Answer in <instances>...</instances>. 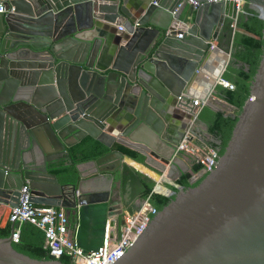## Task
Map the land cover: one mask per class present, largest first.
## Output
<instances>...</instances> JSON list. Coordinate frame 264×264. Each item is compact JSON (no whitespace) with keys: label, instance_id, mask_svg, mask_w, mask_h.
Returning a JSON list of instances; mask_svg holds the SVG:
<instances>
[{"label":"water","instance_id":"95a60500","mask_svg":"<svg viewBox=\"0 0 264 264\" xmlns=\"http://www.w3.org/2000/svg\"><path fill=\"white\" fill-rule=\"evenodd\" d=\"M194 1L184 21L185 0H4L0 203L15 207L27 185L31 202L63 208L76 223V244L95 251L106 227L114 237L123 223L125 205L111 182L102 184L123 165L114 143L142 154L157 173L167 164L178 178L186 172L175 146L185 136L194 141V131L174 112L193 110V98L207 101L212 87L199 72L221 77L212 40L239 15L231 0ZM244 3L263 20L262 53L223 151L196 183L163 194L172 197L112 264H264V0ZM87 136L110 150L76 163L75 174L53 172ZM14 226L0 237V264H64L17 251Z\"/></svg>","mask_w":264,"mask_h":264},{"label":"trees","instance_id":"16d2710c","mask_svg":"<svg viewBox=\"0 0 264 264\" xmlns=\"http://www.w3.org/2000/svg\"><path fill=\"white\" fill-rule=\"evenodd\" d=\"M244 13H239L237 17V25L244 28L246 31L253 34L249 35H235L233 41V50L231 53L232 60L228 70L224 72V79L234 85L233 89L222 87L223 99L235 107V116L225 115L223 111H213L210 113L207 123L208 132L217 140L219 143H210L214 147L219 149L221 153L230 137L231 130L237 119V114L241 109L244 101L249 96V84L256 71L259 63L260 55L262 53L263 40L261 38L263 20L258 17L256 13L250 10L247 5L244 6ZM113 149L120 150L123 154L135 159L142 160V157L135 150L115 143L112 146ZM110 148H107L97 140L87 136L76 145L69 148L70 155L66 159L59 161L60 167L54 171L58 172L65 170L71 174H75L76 163L83 160H89L97 158L98 156L108 152ZM187 154V153H186ZM189 160L192 162L190 171H187L176 180L177 185L188 187L193 185L191 177L198 173L201 169L199 163H195L191 155L187 154ZM68 160V161H67ZM67 162V164H65ZM120 176H116V180H119ZM130 181L132 185L137 189L141 199L148 198L149 202L160 209L163 207L172 197L165 196L152 192L154 182L139 172L127 173L124 175V181ZM158 190H162L161 186L157 187ZM176 190V188H172ZM75 229V224L73 223ZM69 229V223H68ZM74 229L72 231L74 232ZM70 231V230H69ZM70 231V234L73 235ZM10 233V226L0 227V237H6ZM13 247L22 253H25L31 257L39 259H51L53 258L48 250L44 247L43 232L29 222H23L20 225L19 239L17 242L12 243ZM64 264L72 263L67 256H61L58 258Z\"/></svg>","mask_w":264,"mask_h":264},{"label":"built area","instance_id":"2783aa9c","mask_svg":"<svg viewBox=\"0 0 264 264\" xmlns=\"http://www.w3.org/2000/svg\"><path fill=\"white\" fill-rule=\"evenodd\" d=\"M225 1V0H214ZM236 4L238 12H244L241 8L245 0H231ZM4 0H0V12L4 10ZM185 2L196 7L198 5L194 0H185ZM179 2L174 12L182 5ZM121 29L120 26H118ZM181 37L182 34H177ZM212 47V45H211ZM217 83L225 88L233 89L234 85L224 78H218ZM250 98V97H249ZM205 101L192 100L193 110L182 108L189 113L190 119L195 118L197 109L201 108ZM193 139L195 137L193 136ZM176 152H185L193 158L195 163L201 165L198 173L194 174L191 179L199 178L200 173H207L216 164L219 156V149L211 144L204 143L198 145L193 140H189L185 136L176 146ZM155 185L153 191H158ZM160 191V190H159ZM18 203L15 207H11L9 212V220L14 222V230L12 233V242H17L20 233V224L29 222L39 228L43 232L44 247L48 250L53 258L67 256L74 264H112L127 249L133 241L141 234L145 226L150 221L152 215L157 212L148 198L144 199L141 206L135 210L125 209L123 212V223L119 226L116 236H109V229L106 227L105 235L101 246L95 251H85L76 244L74 236L70 234L68 229V219L66 211L63 208L55 206H40L31 202V193L27 185H23L19 190Z\"/></svg>","mask_w":264,"mask_h":264},{"label":"crops","instance_id":"0c3cea01","mask_svg":"<svg viewBox=\"0 0 264 264\" xmlns=\"http://www.w3.org/2000/svg\"><path fill=\"white\" fill-rule=\"evenodd\" d=\"M246 4L244 3L242 5V10L245 12L244 10V6ZM190 10H192V6L187 3L184 7L183 10V16L182 19L184 21H186L187 19L185 18L189 13ZM244 12H239V13H244ZM121 23V22H119ZM108 25V27L111 28V30L116 34L119 33L121 30L118 29V24L116 25H110V24H106ZM231 29H221L218 39L217 40H212V51L215 53V55H213L210 60H211V65L214 68H218L219 66H223V71H222V75L221 78L224 77V72L226 70H228L229 66H230V62L232 60L231 57V53L233 50V41H234V37L235 35H249V36H253L252 33L246 31L244 28L240 27L237 25V18L232 20V24H231ZM123 33V32H122ZM128 36L126 38L129 37V34H127ZM223 61V62H222ZM209 73H212V70H208V73H203V72H199V76L200 79L203 82H207L211 84V90L212 91L209 95H208V99L205 102V104L197 109V114L195 116V118L193 117V119H189L190 115L189 113L185 112L182 108H178L176 107V110L174 113L178 114H182V117L185 116L188 118L189 123L191 128L194 131V143L198 144V145H202L204 143L210 144L212 142H216L218 143V141L208 132V123H207V119L210 115L211 112L213 111H223L225 114L230 115L231 113H235V107L229 103H227L223 97H222V85L217 83V79L214 80V78L209 75ZM226 80V79H225ZM198 80H194V84L197 88L198 91H200L201 93L204 92V90L207 88V86L205 84H203V82ZM224 88V87H223ZM199 100L200 99L198 97L193 98V100ZM181 111V112H179ZM183 112L187 113L186 115L183 114ZM173 121L175 122V124H177V122H182V118H174ZM114 122V121H113ZM113 127V126H112ZM180 132H178V129L176 127H174L173 132L171 133V137H176V134H178ZM115 144V143H114ZM120 144V143H117ZM122 145V144H121ZM124 146V145H123ZM127 147V146H126ZM129 148V147H128ZM165 148V153L170 154L171 150L169 147H167L166 145L163 147ZM68 150V149H67ZM137 152V151H136ZM138 153V152H137ZM176 156H180L181 160H179V163L185 167L187 171H190L191 166H192V162L189 160L188 155L185 152H175ZM139 155L142 157V160L138 161L135 160L125 154H123V165L121 167V169L119 171H117L115 173V175H119L120 179L117 180L116 182H113L115 178H113L112 175L109 174H105V177H111L112 179L110 180H106V178L102 179V184L107 185V187H109V184L111 182V188H113V193L119 197V200L122 202V204L125 205V209L127 210H135L138 209L143 200L141 199L139 194L137 193V189H135V187L132 185V183H130V181H124V175L127 173H132L134 171L139 172L141 174H144L145 176H147L148 178H150L153 182H154V186L155 185H160L163 189L162 190H158L153 191L152 188V192L153 193H157V194H161L163 195L164 193L169 192L168 190H172V188H176L177 184H176V180L178 178V169L177 167H171L170 164L166 165V170L160 173H157L156 169L145 163L144 162V157L142 154L139 153ZM68 161V160H67ZM85 161V160H83ZM81 162V161H79ZM77 162V163H79ZM81 170H86L88 171L89 169V165H85L83 167H80ZM168 170L169 172V176L167 174ZM54 172V170H52ZM76 173V170H75ZM167 177V178H165ZM126 194V198L123 199V195ZM149 201V200H148ZM40 206H47L44 204H38ZM12 206L8 205V204H4V203H0V227H5L7 225L10 226L11 221L9 220V212ZM67 219H68V223H69V230L71 232L73 227V223L74 219L72 216H69L67 213ZM21 225V224H20Z\"/></svg>","mask_w":264,"mask_h":264},{"label":"bare ground","instance_id":"6f19581e","mask_svg":"<svg viewBox=\"0 0 264 264\" xmlns=\"http://www.w3.org/2000/svg\"><path fill=\"white\" fill-rule=\"evenodd\" d=\"M179 112H181V111H179ZM183 114H185V115H186L187 113L183 112ZM186 116H187V115H186ZM157 187H158V186H157ZM157 187H156V189H157ZM157 190H158V189H157Z\"/></svg>","mask_w":264,"mask_h":264},{"label":"flooded vegetation","instance_id":"af4514ba","mask_svg":"<svg viewBox=\"0 0 264 264\" xmlns=\"http://www.w3.org/2000/svg\"><path fill=\"white\" fill-rule=\"evenodd\" d=\"M191 181H192V179H191ZM125 208V207H124ZM125 210V209H124ZM124 210H123V212H124ZM120 226V225H119Z\"/></svg>","mask_w":264,"mask_h":264}]
</instances>
